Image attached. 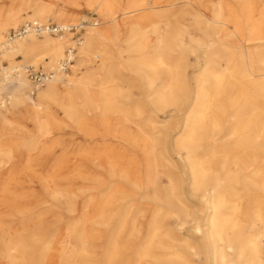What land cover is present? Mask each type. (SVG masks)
Masks as SVG:
<instances>
[{
    "label": "bare ground",
    "instance_id": "6f19581e",
    "mask_svg": "<svg viewBox=\"0 0 264 264\" xmlns=\"http://www.w3.org/2000/svg\"><path fill=\"white\" fill-rule=\"evenodd\" d=\"M230 1L224 9L221 4L214 7L211 0H185L183 7L174 10L180 3L169 0H68L70 14L58 10L53 15L61 24L58 26H76L82 6L96 11L102 21L85 30L83 45L71 65L74 76L65 83L63 76L69 75L71 67L67 75L57 74L37 88V101L25 94L31 89L29 82L18 74L13 77L12 70L21 63L36 65L47 55L50 61L63 57L70 35L41 39L30 35L0 49V62L22 58L17 63L21 65H0V92L4 85L9 88L7 99L0 97V108L7 105L10 115L19 114L33 123L32 135L45 136L49 127L58 129L56 117L47 110L50 103L57 104L74 133L70 182L76 185L68 202L59 192L46 188L51 190V198L67 206L66 214L76 216L79 210L68 224H60L61 230L55 227L36 263L30 252L12 243L10 251L18 253L19 260L15 263L10 257L6 264H53L51 255L67 249L69 255L60 264H195L196 258L201 264H264V0ZM29 2L19 0L13 3L19 10L12 4L0 15V46L5 42L3 32L10 24L19 26L20 13L29 9ZM189 6L198 7L197 16L189 13ZM46 8L45 3L36 5L28 20L39 23ZM186 17L206 42L193 40L189 27H177ZM156 19L165 21L161 35ZM128 25L151 27L156 35L153 44L147 43L142 31L136 30V40L131 37L134 52H147L135 61L134 77L152 109L146 118L141 105L127 113L117 108L124 91L120 79L108 77L115 66L113 60L123 58L119 40ZM94 43H102L105 52L100 54L107 56L103 66L107 80L97 93L93 73L77 76L75 71L87 60V49ZM189 51L195 54L194 66L199 68L191 88L185 73V53ZM187 109L172 147L181 158L191 199L202 206L200 218L189 213L182 181L166 176L165 186H159V169L169 153L165 147L169 134L163 130L172 118L168 112ZM167 114L163 124L156 121L158 115L165 118ZM94 126L105 131L100 134ZM109 128L114 130L111 135ZM223 135L227 144L220 147L217 143ZM36 147L33 143L22 147L26 154L23 163L31 161ZM17 154H10V159ZM80 184H86L85 188ZM42 218L39 213L32 220ZM188 220L201 237L199 247L188 237L178 238ZM44 230L40 228L42 233L34 237L42 236Z\"/></svg>",
    "mask_w": 264,
    "mask_h": 264
},
{
    "label": "rangeland",
    "instance_id": "374dc122",
    "mask_svg": "<svg viewBox=\"0 0 264 264\" xmlns=\"http://www.w3.org/2000/svg\"><path fill=\"white\" fill-rule=\"evenodd\" d=\"M18 1L17 0H0L1 17L5 15L8 8L13 3L15 4ZM67 1L68 0H58V1L56 0H30L29 9L26 10V12L20 13L21 23L19 24V26L14 27L11 24L8 25L6 30L3 32V38H5L6 35L10 31L17 30L26 22H31V20H28L27 15H30L32 9L35 8L36 5H39L41 3H45L47 5V8H46V12L43 14L42 19H40L38 22L39 23L51 22L53 24L56 23V25H61L60 23H57L56 20L55 21L53 20L55 19L53 18V15L59 11L66 13V14L67 13L70 14V11H72V9L69 5H67L68 4ZM146 1H149V0H146ZM150 1H153V0H150ZM170 1L171 3H180L174 7V10L183 7L184 5L182 3L185 2V0H169V2ZM211 4L215 5L214 7H217L219 6V4H221L222 7L226 9L225 4H231V1L230 0H211ZM14 8L15 10H19L18 5H14ZM193 8L189 6L187 9L190 14L197 16L198 7L194 9ZM77 13L80 15L76 18L75 24H78L81 19H83L85 16L89 14H92V16L94 15L95 18L99 20L98 24H100L102 21L100 15L96 11H93L92 9H89L85 6H82L81 9ZM186 18L185 20H179L180 23H178L177 27L178 28L189 27L191 34L194 37L193 40H196L199 42H202V41L206 42L205 38H202L199 32L195 30L196 27L190 26L189 18H187V20ZM155 21H154L155 24L160 29L158 31L160 33L159 35H161V33L163 32L165 28V21L163 19H156ZM71 26H74V25H71ZM142 27L143 26H137V25L136 26L131 25L130 27L128 25L127 27L123 28L122 35L120 37L121 42L119 40V44H121L120 50L124 51L123 53H121V56L123 58H120L119 59L120 61L115 60L114 59L116 58L115 50L113 51L114 53H112L111 57L114 59L113 62L115 63V66L111 67L112 70L109 76L106 73L105 67H103L106 65L105 60L107 59L106 58L107 56L105 53L100 54V52H105V48L102 43H94V45H91V47L87 49V53H89L86 55L88 56L87 60H85L84 62L81 61L82 66L79 68L77 67V69L76 70L74 69V70L76 71L77 76H81V74H85L87 72L93 73L92 74L93 76L92 86H93V91L95 92L100 91V87H102L105 84L107 80V76L109 77V79L115 78V77L120 79L121 81L120 86L123 88L124 95H123V98H120V100L117 101L118 102L117 108H119L120 110H124V112L127 113V110L131 111L133 107L141 105L142 109L144 108L143 118H146L152 114L151 113L152 109L149 106L147 100H145L146 98H144L146 97L147 93H144L141 84L137 82L136 81L137 78L134 79V77H137L135 76L136 62L140 60V58L142 57L141 55H146L147 52L143 51L142 53L137 54V52L133 51V45L135 44V40H136L134 37L135 36L134 34H136L138 31H142L146 33L147 36L145 39L146 41L148 40L149 42L147 43H150V44H153L156 41V35L152 33L153 29L151 27H148L146 29ZM67 37H69L68 38V41H69L71 36H67ZM131 37L132 39H135V40H131ZM38 39H41V37L40 38L38 37ZM189 44H190L191 50L195 51V45L192 42ZM47 56H44L43 59L39 60L38 63L36 65H33L32 67L46 68L48 66H51L52 65L51 62H54V60L58 61L62 58V55H61L59 59L54 58L53 60L50 61L49 57ZM93 56H96L98 59L93 60L92 59ZM136 57H138L139 59ZM185 60H186L185 63L187 66L185 69V73H186V76L188 75L187 76L188 83L191 88L193 86L192 79L199 72V68L194 66L195 54H192L190 51L185 53ZM19 61H22V58L19 56L18 57L16 56L14 60L10 62L7 59L3 58L1 59L0 65L4 68H8L12 65L13 66L21 65V64L23 65V63L17 64ZM24 65L31 66V63L26 62L24 63ZM72 67H71V72L68 73L69 74L67 76L68 78L63 76L65 83L69 79H71L75 74L73 72ZM127 76H129V79H127L128 78ZM123 78L124 80H122ZM131 78H133L134 80ZM136 82L139 85H137ZM61 86L62 85L60 84L58 87H61ZM7 87L8 85H4V88L0 92V97H2L3 101L6 100L8 96L7 93L9 91L8 90L9 88ZM124 88L130 90V92L127 93V91ZM28 90L29 89L25 90L26 95H28L30 92ZM126 97H129V99L125 100ZM32 99L34 101H37L36 93ZM139 99L143 101L141 102ZM94 100L98 101V97L95 96ZM6 104H7V101H6ZM122 107H124L125 109ZM47 110L50 114L53 115V117H56L57 123L59 124L58 129L57 127L53 129L52 127L46 126L50 128L48 135L34 136L31 133L32 129H34L32 122H30L29 120H26L25 118H22L19 114L10 115L8 113L10 109L7 108V105H5L4 108H0V115H1L0 116V264H6L7 259L10 257L13 258L12 260L15 263L19 260L17 259L19 258V254L10 251V244L12 243H17V246H19L26 252H30L31 259L35 261L36 263L39 257H41L39 256V254L42 252V250L47 246V244L51 240L52 232L55 229V227H59L61 230L63 224L65 223L68 224L70 221L74 219V217H76L79 214V210L76 213L77 214L76 216L73 214H66L68 213L65 209L67 206H64L63 203L62 204L59 203L58 199L51 198L49 196V193H51V190H48L46 188V187H49L51 189H54L53 192L55 191L59 192L60 194L63 195L62 199L68 202L69 197H70L69 196L70 191H72L71 189H73V186L76 185L75 183L72 184L70 182V175L72 174L71 173L72 156L74 155V150L72 148V145H73L72 143L74 140V133L72 129L69 127L68 123L64 120L63 115L61 111L59 110L57 104L50 103L48 105ZM145 110L146 111L151 110V111L150 112L148 111L149 112L148 113ZM186 111H188V109L183 110L179 113H177L176 111L168 112L169 116L170 114H172L171 115L172 118L170 119L169 125L166 126V128H164L163 130H165L166 134H169L168 141L165 144V147L168 146L169 153L165 156L167 159V162H165L164 165L160 166V169H159L160 175H162L159 186H161V188L165 186L166 176L175 182L182 181V188L184 189L185 198L189 199V201L187 202L185 201V203L189 207V213H193L195 218H198V217L200 218V215H201L200 207L202 206L198 203V200L191 199L189 187H188V179H187L185 169L182 165L181 158L176 157V154L174 153V150L172 147L174 139L178 136V133H179L178 126L183 121V117ZM168 114L165 118H163L164 117L163 115H158L156 121L163 124V122H165L168 119ZM225 120L223 119V122H225ZM92 129L95 130L96 132L100 131L99 132L100 134L103 133L101 130L105 131V129H101V128L99 129V127H95V126L92 127ZM107 131L110 133V135L113 134L114 132L113 128H109ZM102 136L106 137L112 143L116 142L114 139L111 138V136H108V135H102ZM225 138H226V135L225 136L223 135L219 138L218 143H217L218 146L221 147L227 144V140ZM31 143L37 146L36 150L33 151V155H32L34 159L32 158L29 163L25 164L23 163V161L26 159V154L22 147H24L25 145H29ZM48 144L52 145V148L47 149ZM6 145H9L8 146L9 148H5ZM158 150L163 151V145H160L158 147ZM162 151L161 153L163 155ZM17 152H18L17 154L18 156L16 155V157H14L13 159H10L9 155L15 154ZM181 156L183 157L184 155H181ZM85 185L86 184H80L79 186L81 188H85ZM43 187H45L46 189ZM74 208H77V207L74 206ZM39 213L43 215V218L41 219V221L40 220L33 221L32 220L33 215L39 214ZM188 222L189 223L185 226V228L181 230V235L178 238L183 240L184 238L188 237L190 238L193 245H196L197 247H199V245H201L202 243L201 237L198 234L194 233L192 229L193 224L190 223V220H188ZM40 228H44V229L46 228V230L43 231L44 233L42 234V236L34 237V235L35 236L37 235V232L42 233L41 231H39ZM251 233L252 232H250V234ZM62 241L65 244L66 242L65 239H63ZM71 245L72 244H69L68 246H71ZM60 253H55L51 255L53 258V264H60L61 263L60 259L67 258L69 255V249L62 250ZM197 259L198 258L193 259L195 261L193 262L195 264H201L200 262H198ZM78 263L87 264V262L85 261H83V263L82 261H78L77 264Z\"/></svg>",
    "mask_w": 264,
    "mask_h": 264
},
{
    "label": "built area",
    "instance_id": "2783aa9c",
    "mask_svg": "<svg viewBox=\"0 0 264 264\" xmlns=\"http://www.w3.org/2000/svg\"><path fill=\"white\" fill-rule=\"evenodd\" d=\"M98 21L95 16L89 14L79 21L76 26L62 27L53 23H37L26 22L18 30L10 31L6 37L5 42L0 46L1 48H7L15 41L25 39L32 35L35 37L42 36H65L70 35L69 46L66 48L63 57L54 64L51 68H34L29 65H22L12 70L11 75L23 76L31 85L29 92L30 97H34L37 88L43 87L46 83L52 81L57 74L67 75L70 71V67L76 59V52L84 42L83 34L88 28H95L98 26Z\"/></svg>",
    "mask_w": 264,
    "mask_h": 264
}]
</instances>
